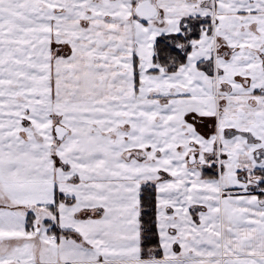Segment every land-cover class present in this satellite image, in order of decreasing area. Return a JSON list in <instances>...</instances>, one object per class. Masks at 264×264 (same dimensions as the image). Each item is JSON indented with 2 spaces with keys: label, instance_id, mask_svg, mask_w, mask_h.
Listing matches in <instances>:
<instances>
[{
  "label": "snow or ice",
  "instance_id": "1",
  "mask_svg": "<svg viewBox=\"0 0 264 264\" xmlns=\"http://www.w3.org/2000/svg\"><path fill=\"white\" fill-rule=\"evenodd\" d=\"M0 264H264V0H0Z\"/></svg>",
  "mask_w": 264,
  "mask_h": 264
}]
</instances>
